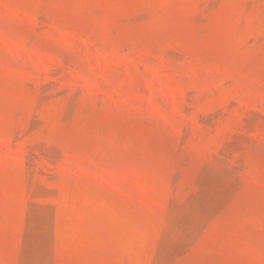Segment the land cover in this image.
I'll return each mask as SVG.
<instances>
[{"label":"rangeland","instance_id":"374dc122","mask_svg":"<svg viewBox=\"0 0 264 264\" xmlns=\"http://www.w3.org/2000/svg\"><path fill=\"white\" fill-rule=\"evenodd\" d=\"M0 264H264V0H0Z\"/></svg>","mask_w":264,"mask_h":264}]
</instances>
